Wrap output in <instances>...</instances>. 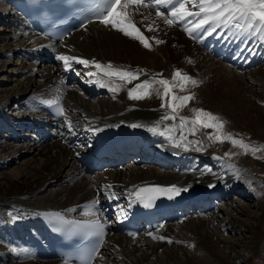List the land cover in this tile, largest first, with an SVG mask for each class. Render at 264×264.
<instances>
[{"label": "bare ground", "instance_id": "1", "mask_svg": "<svg viewBox=\"0 0 264 264\" xmlns=\"http://www.w3.org/2000/svg\"><path fill=\"white\" fill-rule=\"evenodd\" d=\"M135 7L143 15H132L131 5L126 11L129 19L149 39L150 49L102 23L87 25L63 42H50L29 29L18 0H0V74L6 71L10 77L6 78L8 83H17L10 94L0 98V112L11 102L25 100L28 113H23L13 122L15 126L25 128V125L31 124V120L42 123L45 106L49 104L47 101L62 100L67 106V112L69 111L61 120V127L50 132L53 137L49 140L31 133L26 141L18 143L21 138L13 134L0 119V134L5 137L0 144V169L8 167L5 163L19 162L26 156H29V161L32 160L25 162L23 171L17 176L9 177L5 172L0 174V264H60L59 260L46 256V234L41 224V214L45 209H57L80 218H103L105 210L99 208L98 203L90 207L93 202L106 204L107 201H115L118 204L114 208L121 209L133 198L129 193L155 186H176L182 189V195L169 202L170 209H176V215L172 216L171 221L174 224L166 222L155 231V236H164L166 239L151 238L152 234L127 238L111 228L105 248L109 245L112 253H109L107 260L104 259V264H116L119 262L116 258H120L121 264H146L145 260L153 252L155 253L150 260L151 264H157L153 263L154 258L156 261L160 258L158 264H241L243 260L251 263L256 256L258 239L264 230V192L258 191L255 194L247 187L248 182L242 181L251 180L257 183L254 177L256 172L264 173V93L260 92H264V40L257 35L237 32L234 28L229 30L223 26L202 40L194 39L188 35L181 23L166 24L164 18L156 15V8H145L143 5ZM188 8L197 10L191 5ZM159 10L166 17L170 12V8L164 6H160ZM149 24L152 25V31L147 30ZM215 35L222 37L220 44L223 47L230 43L233 47L239 46L238 52L233 51L239 55L242 53V57L232 64L245 60L241 67L226 65L220 57L213 55V47L204 48L202 41L209 37L217 39ZM153 37L164 43L157 44ZM223 38L229 42H225ZM178 51L182 52L180 60L175 59ZM58 55L95 59L104 64L111 62L114 68L129 71L143 69L144 73L132 84L116 81L113 86H120L116 93L107 87H100L94 82L96 77H91L90 82L84 83L82 87L66 85L72 76H86L95 69L73 63L72 70H65L63 62L56 58ZM254 56L259 61L254 60ZM15 57H18L16 62L13 59ZM47 57L52 58V62H47ZM177 69L199 82L186 83L183 90L179 87L173 89L178 96H194L185 106L177 109V125L179 117L192 119L195 117L193 109H204L225 122L222 134L231 133L234 138L243 140V128L250 130L251 138L246 141L249 143L243 141L260 150L255 154L251 151L245 152L229 140L223 143L208 140L205 148L199 149L193 145H189L187 149L175 148L168 141L156 137V134L146 132L144 127H129L133 123L154 125L167 109L161 110L162 101L166 102L162 96V85L153 83L149 89L151 95L141 100L130 99L127 95L128 89L152 77L156 80L166 78L180 84L179 78L173 81V74ZM158 73L163 75L159 76ZM248 76L256 84L252 87L257 91L253 97V90L243 85V79ZM12 87L0 89L7 92ZM97 88L106 89L110 92L109 96L87 99L85 93L88 94L89 89ZM258 110L262 113H258ZM241 119L246 127L240 126ZM69 123L71 128L68 127ZM165 123L169 124L170 120ZM160 127L163 128V125ZM89 128H100L102 131L95 133L89 131ZM214 132L215 129L203 128L198 131L204 139ZM115 133L121 136L122 145L134 142L135 135L140 136L138 138L144 140L143 143L140 142L142 151L145 150L150 155L149 162L154 163V166H119L96 172L95 175L87 172L82 162L84 154L90 151L92 143L98 138L99 141H106ZM185 134L187 140H194L195 135H187V132ZM175 135L179 136V132ZM86 136L91 138L87 139ZM154 144L155 147L152 146ZM225 153L232 155L222 158ZM217 155L222 156V159H217ZM158 159L167 162L181 160L186 164L173 165L172 169L169 166L157 168L155 164ZM70 180L75 182L72 186L63 185ZM54 186L58 188L52 189L48 196L38 198L47 187ZM222 192L224 200H231L230 206H222L220 209L219 214H224V218L215 213L209 214L208 218H192L194 203L198 206L196 211L207 213L210 208L215 209V203L222 196ZM109 193H114V197L109 198ZM237 196L247 197L250 202L238 203ZM185 211L190 212L189 216H184ZM86 212L89 215H85ZM13 216L17 219L13 220ZM186 221L185 225L181 224ZM214 223L218 224L215 229L219 228L220 232L235 234L224 236V233L214 232L209 229ZM233 225L235 230L232 229ZM168 239L173 242L168 243ZM180 241L179 244L183 247L173 248L171 244L176 246ZM35 243L39 244L40 250ZM193 246L199 254H185ZM148 247H151V251L147 252ZM160 249L163 250L161 255L158 253ZM183 249L184 257L178 253ZM250 251L252 254L247 260L244 253ZM103 253L104 251L99 255L100 259Z\"/></svg>", "mask_w": 264, "mask_h": 264}, {"label": "snow or ice", "instance_id": "2", "mask_svg": "<svg viewBox=\"0 0 264 264\" xmlns=\"http://www.w3.org/2000/svg\"><path fill=\"white\" fill-rule=\"evenodd\" d=\"M130 5L133 6L132 15H143L139 13L138 9L135 7L138 5H143L145 8H156V15L164 18L166 24L172 25L174 23H181L188 35L194 39L202 40L205 36L212 35L219 27L223 26L229 30L234 28L237 32L243 31L251 35H257L264 40V0H109L107 6L104 7L99 14L95 15V20L106 27H111L125 36L132 37L139 41L146 49H150L151 44L149 39L138 27H136L135 23L129 19V14L126 10ZM188 5H191L197 10H189ZM160 6L170 8L167 17L164 12L159 10ZM144 18L147 19V17ZM91 22L92 20L90 18L89 23ZM147 30H153L151 24L147 25ZM152 39H155L157 44L164 43V41L156 39L155 37ZM56 58L63 62L65 70H72L73 63L94 68L95 71H89L87 76L96 77L97 79L94 82L99 84L100 87H107L113 93L120 90L119 85L113 86L116 84V81L123 82L124 84H132L134 80H138L144 73L143 69L129 71L122 68H114L111 62L104 64L95 59L88 60L78 56L58 55ZM157 75L162 76L163 74L158 73ZM177 78H179L180 84H175L166 78L156 80L155 77H152L141 83H136L132 88L128 89L127 95L130 99L141 100L151 95L149 89L153 83L162 85V96L166 102L162 101L161 110L167 109L165 114L160 120L156 121L154 125L146 126L133 123L130 124L129 127L134 129L146 127L147 130L153 134L165 137L172 147H183L185 149H187L189 145L196 146L199 149L202 143L198 140H187L186 132L187 135H195V133L202 128L215 129L214 133H209L207 135V140L221 143L225 140H229L234 146L243 148L245 152L251 151L253 154L260 150L259 148L251 147L241 139L234 138L231 133L222 134L225 122L221 121L219 116L214 115L210 111H205L204 109H193L192 111L195 113V117L192 119L188 117H179L178 125L176 123L171 125L166 124L165 122L168 120L175 122L177 120V109L185 106L188 101L194 98L193 95L178 96L173 89L179 87L180 90H183L186 83H199L190 75L182 74L179 69L174 72L173 81H176ZM157 95H160V93L157 92ZM47 103H52V101H47ZM64 111L63 107L59 108L61 115H63ZM189 124L191 127H188ZM161 125H163V128L160 127ZM68 127L71 128L70 123ZM88 130L95 133L102 131L100 128H89ZM176 132H179V136L174 135ZM230 155L232 154L225 153L226 157ZM217 159L222 158L217 157ZM209 186L213 187L214 185ZM108 187L110 188L111 186ZM186 190L187 189H183V191ZM181 191L182 189L176 186H170L167 189L155 186L136 189L129 193V195L135 198V202L142 203L145 207H150L153 202V193H164L171 198V195H179ZM114 195V193H109L108 197L113 198ZM95 203H98V201L93 202V205L90 207H94ZM129 203L131 205L133 200L130 199ZM85 215H89V213L86 212ZM57 217L63 220V217H60L59 214H57ZM15 219H17V217L13 216V220ZM75 223L78 229L95 230V234L101 238L100 243H103L104 225L100 220ZM153 238L159 240L166 239L164 236H153ZM172 242L171 239H168V243ZM65 264H69V262L66 261Z\"/></svg>", "mask_w": 264, "mask_h": 264}, {"label": "rangeland", "instance_id": "3", "mask_svg": "<svg viewBox=\"0 0 264 264\" xmlns=\"http://www.w3.org/2000/svg\"><path fill=\"white\" fill-rule=\"evenodd\" d=\"M139 47V46H138ZM179 54H181V55H179ZM181 57H182V52H177V54H176V56H175V59H178V60H180L181 59ZM14 60H15V62H16V60H18V57H15V58H13ZM9 69H10V67H9ZM8 69V70H9ZM244 72V71H243ZM3 75V76H2ZM4 76H7V77H4ZM3 77L5 78V79H3ZM6 78H9L10 79V77L8 76V74H7V72L6 71H4L3 72V74H0V88H9V87H11V86H13L12 88H11V90H9V91H7V92H5L3 89H0V98H2L3 96H6V95H8V94H10L13 90H14V87H15V85L17 84V83H15L14 82V84L12 85V83H8V81H7V79ZM90 78L91 77H87V75L85 76V75H82V77L81 76H75V78H73L72 80H73V82L71 83L72 85H76V86H81L82 87V85H84V83H89L90 82ZM3 80H4V83H3ZM41 81H43L42 79H40ZM39 80V81H40ZM257 82H261V81H257ZM42 83V82H41ZM69 83V82H68ZM8 85H10V86H8ZM243 85L247 88V89H251V90H253V86L254 85H256V84H254V82H253V80L252 79H250L249 78V76L246 78V79H243ZM257 91H255V90H253V94H252V97L255 95V93H256ZM260 92H262V93H264L263 91H260ZM259 92V93H260ZM248 94V93H247ZM85 95H86V98L88 99H91V100H94V99H97V98H100V97H107V96H109V94L108 93H104V94H101L100 96H98V95H95V94H90V95H87L86 93H85ZM85 99V98H84ZM102 101V100H101ZM69 112V111H68ZM68 112H67V114H68ZM262 113V111H260V110H258V113ZM23 113H28V109H25V100L24 101H21V102H11L10 104H9V106H7V107H5L4 109H1V112H0V116H2L3 118H0L1 120H2V124H7V127H10V126H12V125H14V120L17 118V117H19V116H21ZM173 123H175V122H173V121H171L170 120V123H169V125H171V124H173ZM179 123V122H178ZM240 126L241 127H246V124L244 125V122H243V120L241 119V121H240ZM145 129H146V132H149L148 130H147V128L146 127H144ZM226 130H227V132H229V128H228V126L226 125ZM243 135H242V137H243V140L246 142L247 141V138H248V140H249V138H251L250 137V135H251V133H250V130H246V128H243ZM249 131V132H248ZM200 134H201V132H200ZM199 133H198V131L195 133V136H194V140H198V141H201L202 143H201V145H200V148H205V145H206V143L208 144V140L207 139H204V136H202V135H200ZM174 135H175V133H174ZM244 135H245V137H244ZM193 136V135H192ZM156 137H161L162 139H164L165 141H168L165 137H163V136H160V135H156ZM4 139H5V137L3 138V134H0V144L4 141ZM169 142V141H168ZM246 143H249V142H246ZM15 144H17V142H15ZM157 144V143H156ZM156 144H154V145H152V146H156ZM197 152H200V151H197ZM1 155H2V153H0ZM218 157H222V156H220V155H217ZM226 156H223L222 158H225ZM226 158H228V157H226ZM41 159H42V157H41ZM27 161H29V156H26V157H23V158H21V160L19 161V162H16V163H11V164H7V163H5L8 167H6V168H4V169H0V174H2V172H5V174H7V176H9V177H13V176H17V175H19V173L21 172V171H23V168L25 167L24 166V164H25V162H27ZM32 161V160H31ZM31 161H29V162H31ZM173 163H175V164H186V162H182L181 160H179V161H172ZM144 165H147V164H144ZM2 166H3V164H2ZM148 166H151V165H148ZM135 167V166H134ZM133 167V168H134ZM3 168V167H2ZM22 168V169H21ZM157 168H160V165H158V167ZM169 169H172V167H169ZM257 173V175L256 176H254L255 178H256V181H258L257 183L259 184H257V183H253L251 180H244V181H242V182H244V183H247L248 182V185H247V187L249 186L251 189H252V191L256 194L258 191V193H262V192H264V173H259V172H256ZM259 174V175H258ZM14 179H15V181H16V177H14ZM13 179V180H14ZM69 182V183H68ZM67 183H64L63 185L65 186V185H73L75 182H73V181H68ZM257 184V185H256ZM262 184V185H261ZM71 185V186H72ZM70 186V187H71ZM254 186H255V188H254ZM259 188H258V187ZM262 186V187H261ZM55 188H58V186H54V187H47V189H45L44 191H42V193L39 195V197L38 198H43V197H45V196H48V194L50 193V191L52 190V189H55ZM59 188H61V187H59ZM35 199H32V201H34ZM237 201H239L238 203H241V204H247V203H249L250 201L249 200H247V197H245V198H242L241 196H237V199H236ZM231 200H228V199H223V198H219L218 199V203H217V205L215 206V209H213V208H211V210H209V211H207V213H206V211H200V212H198V213H195V214H192V218H195V219H200V218H208V215L209 214H213V213H215L216 215H219V216H221V217H223L224 218V214L222 215V214H219L220 213V209H221V207L223 206V207H227V206H230L231 205V202H230ZM42 202V201H41ZM228 202H230L229 203V205H228ZM215 214H213V215H215ZM223 218H220V219H223ZM220 219H217V221H220ZM188 220H190V219H187V221ZM187 221L186 222H182L181 224H184L185 225V223H187ZM262 224H263V226H264V218L262 219ZM217 225L218 224H216V223H214L213 225H211V227L209 228V229H211V230H213L214 232H218V233H220V234H223L224 232H220L219 231V228H217V229H215V227H217ZM233 228H235V226L233 225L232 226V229ZM263 229H264V227H263ZM262 229V230H263ZM218 230V231H217ZM233 230H235V229H233ZM229 233L228 232H226V233H224L223 235L225 236V235H228ZM233 234H235V233H230L229 235H231V236H233ZM237 234V233H236ZM215 238H217V236H215ZM178 244H176V246H174V244H171V245H173V248H177V247H183V245H180L179 243H181V241L180 242H177ZM184 243V242H183ZM171 245H169L170 247H171ZM159 249V248H158ZM196 250H197V248H196ZM196 250H195V246L194 247H189V249H187L186 251L183 249L182 251H180V252H178L179 253V255L180 256H182L183 255V257H184V255L187 253L188 255H193L194 254V256H195V254H199L198 252H196ZM148 251H151V247H148V249H147V252ZM184 251H185V254H184ZM162 252H163V250H159L158 251V253L161 255L162 254ZM153 253H155V252H153ZM153 253H152V255H149V259L148 260H145V263L146 264H151L152 262L150 261L151 260V258L153 257ZM248 252H245L244 253V256H245V258L248 260V257H249V259H250V256H251V251L247 254ZM164 254V253H163ZM148 257V256H147ZM186 258V257H185ZM146 259V258H145ZM154 260L155 261H153V263H156L157 262V264H158V262L160 261V258L158 259V261H156V259L154 258ZM247 262V261H246ZM246 262H244V260H243V262L241 263V264H264V230L262 231V233H261V235L259 236V239H258V243H257V248H256V256L253 258V260L252 261H250L251 263H246ZM176 264H178V263H176ZM179 264H180V262H179Z\"/></svg>", "mask_w": 264, "mask_h": 264}]
</instances>
